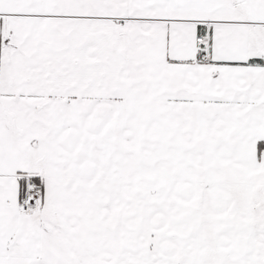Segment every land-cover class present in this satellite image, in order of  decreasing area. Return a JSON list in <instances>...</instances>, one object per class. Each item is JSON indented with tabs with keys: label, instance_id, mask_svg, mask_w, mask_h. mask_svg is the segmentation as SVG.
<instances>
[{
	"label": "snow or ice",
	"instance_id": "obj_1",
	"mask_svg": "<svg viewBox=\"0 0 264 264\" xmlns=\"http://www.w3.org/2000/svg\"><path fill=\"white\" fill-rule=\"evenodd\" d=\"M0 264H264V0H0Z\"/></svg>",
	"mask_w": 264,
	"mask_h": 264
}]
</instances>
